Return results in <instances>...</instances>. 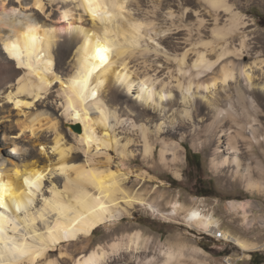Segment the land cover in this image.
<instances>
[{"label": "bare ground", "instance_id": "bare-ground-1", "mask_svg": "<svg viewBox=\"0 0 264 264\" xmlns=\"http://www.w3.org/2000/svg\"><path fill=\"white\" fill-rule=\"evenodd\" d=\"M55 1L61 4L60 18L70 21L65 26L43 21L36 13L23 12L21 15V10L16 12L15 6L10 11L6 6V10L0 6V67L4 65L8 70L6 78L3 76L5 79L0 81V92L19 77L20 69L24 71L16 83L17 90L7 92L6 99L13 100L22 110V107H28L29 101L44 98L54 81H59L65 110L72 116L70 124H81L76 137L87 144V151L93 144L96 147L113 146L118 147L122 157L132 158L141 154L145 161L153 162L160 143L162 162L175 165L183 160L181 148L184 146L182 142L170 141L168 136H175L178 134L175 131L180 130L182 138L189 133L195 138L194 144L211 148L214 171L218 173L223 167H233L234 176L240 175L238 177L244 180L249 191L264 194V161L256 151V146L264 151V101L259 100L260 97L264 99V58L246 61V39L237 42L233 38L235 33L245 32L248 23L227 0H217L215 7L212 6L213 0L207 1L214 11L222 8L234 15L228 21V27H215L212 38L207 40L202 37L203 32L198 31L201 32L199 41L174 53L173 60L170 56L165 60L156 59L161 49L146 38H155L172 30L175 25V10L167 2L164 5L161 0H149L153 3V9L149 11L154 14V9L161 8L162 21L164 25L168 23V26L158 28L156 18L150 16L149 11L142 15L131 13L129 3L133 0L32 2L44 12L46 4L47 9H51ZM84 14L89 15L90 24L83 20ZM168 16L170 20L166 22ZM205 17L200 18V27L207 21ZM62 32L66 33V37L58 49ZM98 45L111 49L104 63L96 57ZM150 49L154 53L156 51L152 57L147 53ZM141 56L148 69L131 70L128 59L139 61L143 58ZM57 60L69 62L70 68L63 75L57 70ZM11 61L18 66L13 67ZM170 62L174 66L169 65ZM5 63L10 64L7 66ZM165 74L166 78H161ZM133 89L137 96L131 99ZM93 91L96 93L94 97L91 96ZM76 113L80 114L79 119L75 118ZM117 125L122 128L118 133ZM19 128L22 131L29 129L35 135V142L42 147V152L46 153L50 147L56 155L49 157L45 164H40L32 153L27 152V146L15 138L7 140L12 145L4 150L13 158L12 154H19V159L11 158L9 167L0 163V186L12 220V224H5L6 231L0 239L26 249L28 256L13 260L11 252H0V264H32L40 259L39 264H62L58 257H54L56 247L61 249L65 242L74 243L77 239L88 237L106 222L119 221L127 211L120 205L121 197L127 199L126 203L130 206L147 203L145 197L132 196L122 186L123 176L130 174L131 170L121 173V168L114 167L110 162L107 165L93 163L97 159L77 162L76 155L70 154L72 147L64 141L57 117L47 111L27 115L19 121ZM42 129L53 131L51 146L45 137L38 135ZM128 131L134 134L135 139L129 135L120 136L121 132ZM203 131L206 134L200 136ZM242 141L248 143L250 158L260 166V187H257L259 181L254 178L252 162L243 155ZM135 145L141 148H131ZM57 172L64 176L62 187L61 184L59 186V177L52 178L57 176ZM176 173L181 175L179 170ZM140 174H137L138 177ZM47 178L48 186L45 185ZM25 179L29 183H25ZM44 187H49L50 191L47 195H44L45 191L42 193L44 197L40 205L35 204L37 193ZM13 202L20 205V212L12 210ZM248 204L249 201L230 202L233 208L241 207L244 211ZM151 207L154 208V204ZM178 207H175L177 212L180 210ZM25 210L31 222L24 219ZM156 210L159 211V208ZM187 215L196 228L217 231L219 220L212 212L206 214L192 207ZM229 232L223 231L222 235L243 250L255 248L254 244ZM64 236L69 239H63ZM73 236L75 238L71 239ZM147 239L141 231H137L128 236L125 247L127 250L140 249ZM110 246L111 251L101 245L79 254L73 258L72 264H101L107 261L111 264L118 255L121 241H115ZM197 251L194 248L195 254ZM160 254L164 256L160 263L155 262V256H152L143 264H185L182 260L186 254L184 248H161Z\"/></svg>", "mask_w": 264, "mask_h": 264}, {"label": "rangeland", "instance_id": "rangeland-1", "mask_svg": "<svg viewBox=\"0 0 264 264\" xmlns=\"http://www.w3.org/2000/svg\"><path fill=\"white\" fill-rule=\"evenodd\" d=\"M32 1L34 2V0H0V6L2 7L1 9L4 10H6V7L7 9L9 8L7 11L13 10V8L16 7V12L21 10V13H19L21 15L24 14L23 12H25V14L36 13L43 21L54 23L59 27L67 25V21L70 22L69 20L66 21V19L60 18V14L58 13L60 12L61 4H57L56 1L52 3L51 9H47L48 4H46L45 13L34 5ZM47 1L44 0V2ZM227 1L236 12L242 15L243 20L248 23L246 25L247 27H245V32H237V35L235 33V37L233 38L237 42L246 39V61L251 62L264 58V0ZM4 2L5 5H3ZM131 2V4L129 3V9L133 15H142L153 9L151 5L153 3L149 0H133ZM158 2L159 1L156 3ZM166 2L175 10V15L173 17L175 25L172 27V30L163 32L155 36V38L146 36L151 44L161 49L156 59L165 60L166 57L170 56L171 60H173L174 53L181 52L184 47L189 48L192 46L191 44H196L201 38V32H203L202 37L205 38V40L211 39L212 30L218 26L228 27L230 19L234 16L232 13H228L222 8L214 11L207 0H161V4L163 3L166 5ZM29 5L31 7H29ZM130 5H133V7ZM154 10L156 12L153 14L149 11V15L156 18L155 22L158 24V28L168 26L166 25L168 23L164 25L162 21L163 14L161 8L158 7L157 10ZM215 12H218V14ZM213 13L215 14L213 15ZM215 15H217V17ZM201 17H205L207 20L203 27H200ZM89 18L88 14L83 15V20L90 24L91 19ZM168 18L166 22L170 20L169 16ZM159 19L162 21L161 24ZM198 31L201 32L199 33ZM154 33L155 32L152 34ZM62 34L63 36H61V38L63 37V40H61V38L59 39L58 49L64 44L66 37V33L62 32ZM163 38H166L165 41ZM147 53L149 57H152L156 51L154 53V50L150 49ZM143 59L144 57L139 61H135L134 58H131V60L128 59V67L131 70L148 69V64L143 63ZM58 60L56 61L57 70L59 69L58 71L63 75L69 70L70 65L69 62H65V60L62 62ZM10 63L13 67L18 66L12 61ZM10 63L5 64L9 66ZM169 65L174 66V63L172 64L170 62ZM159 66L161 69L163 68L161 63ZM4 69H6L4 65L0 67V81L4 80L7 76L8 70ZM54 70L56 71V69ZM20 71L21 74L19 77L24 74L23 69H20ZM159 72L160 71H158V73ZM3 76L5 78H3ZM166 76L165 74L161 78H166ZM19 77L12 83H9L5 89L2 90V93L0 92V163L5 167H9L11 165V158L15 160L19 159L17 156L19 154H12L15 157L13 158L4 150L5 147L12 145L11 143H7V140L10 138H15L20 141L21 144L27 146L29 148L27 152L32 153V156L38 159L40 164H45L49 157H55L56 153H54L53 149L50 147H48L49 149L46 153L42 152V147L36 144V137L31 134L29 129L22 131L19 128V121L23 120L27 115L44 110L50 115L57 117L59 128L64 136V141L68 146L72 147L70 154L73 156L76 155L77 162H84L89 158L91 161L97 159L95 160L96 162L93 161V163L107 165L110 162L114 167L117 166L121 168V173H125L126 170H131L132 172L130 174H125L123 176L125 179L122 180L123 182L121 181L122 186L132 196H143L147 200L146 204L135 203L130 206L126 203L127 199L121 197L119 199L120 205L125 207L127 211H125L126 213L122 215L119 221L113 223L106 222L94 229L90 236L77 239L74 243L65 242L66 245L61 249L56 247L54 250V257H58L62 264H72L74 257L86 253L91 249L98 248L101 245L111 251L110 245L115 241H121V247L115 261L110 262L111 264H143V262L152 256H155V262L160 263L164 259V256L160 254V249L167 250L171 246L177 249H185L186 254L182 259L185 264H264V194L249 191L245 186L244 180L238 177L240 175L234 176L236 173H234L233 167H223L218 173L214 171L211 166V148L209 146L205 147L202 144H194L195 138L189 133L182 138L181 131L177 129L178 131H175V133H178L177 135L173 136V134H171L168 136L170 141L182 142L184 146L181 148L183 160L175 165H166L162 162L160 159V143L158 145L159 147L156 149L155 161L153 160V162L145 161L141 154H137L135 156L136 158L122 157L118 147L116 149L115 147L113 148V146L106 147L104 145H99L96 147L97 145L93 144L94 146L90 145V151L92 150L91 153L87 151V144H84L76 137L78 132L74 131L73 125L78 123L73 125L70 124L72 116L65 110V99L59 90L60 82L54 81L52 88L48 90L44 98L35 102L29 101L30 104L28 107L24 106L21 110L15 105L13 100L5 98L7 92L10 90H17L18 86L16 83ZM134 90L135 89L132 90L131 99L137 96ZM260 98V101H264L262 97ZM94 111H96V109L92 112ZM66 126L67 132L65 131ZM116 128L117 133L122 129L119 125H117ZM201 134L200 136H203V134H206V131H203ZM38 135H42L49 142L54 137L53 131L46 129H42ZM69 135H71V139H69ZM124 135L132 136L133 139H135L134 134L129 133V131L127 133H120L121 137ZM51 145L52 142L49 143V146ZM240 145L242 152H244L243 155H246V159L252 162L255 175L254 178L259 181L257 187L262 186L261 178L258 175L260 166H257L255 160L250 158L251 151L248 148V143L242 141ZM135 147L141 148L140 145L131 146V148ZM256 149L258 156L264 161V151L258 146H256ZM27 152H22V154L28 155ZM108 158L110 161H108ZM176 170H179L181 173L180 176L177 175ZM138 173H141V176L138 177ZM55 175L57 176H52V178L56 179L59 177V186L61 184L62 187L64 176H62L60 172H57ZM45 181V185L48 186L49 178ZM47 188L49 189V187H44L43 190L37 193L36 196L38 199L36 198L35 204L40 205L42 197L47 195L48 191H50ZM42 193L44 195H42ZM120 195L123 196L122 194ZM231 200L249 201L246 211L241 207L233 208L230 205ZM151 204H154L155 209L151 207ZM178 205L180 210L177 212L175 211V207ZM192 207H197L206 214H211L212 212L219 220L217 231L211 232L193 226L192 219L187 215L188 210ZM157 208H159V211L156 210ZM137 231H141L144 237L148 239L143 242L142 248L127 250L125 245L128 242V236L135 234ZM219 231L222 233L223 231H230L229 233L231 235L249 241L255 245V248L243 250L237 243H234V241L226 238L224 235H222V237H217L216 234ZM194 248L198 249L196 254ZM39 261H41V259ZM39 261L32 264H39ZM101 264H109V261Z\"/></svg>", "mask_w": 264, "mask_h": 264}, {"label": "snow or ice", "instance_id": "snow-or-ice-1", "mask_svg": "<svg viewBox=\"0 0 264 264\" xmlns=\"http://www.w3.org/2000/svg\"><path fill=\"white\" fill-rule=\"evenodd\" d=\"M89 2H91V0H89ZM212 6L213 7L217 6V0H213ZM37 7H39V5H37ZM94 15H95V13H94ZM13 47H15V45H13ZM110 51H111V49L106 48V47H101L98 45L96 48L97 59L100 60L102 63L106 62L108 53ZM88 75L90 76L91 72H89ZM86 84H87V80L85 79V86H86ZM95 95H96V93L94 91L91 92V96L94 97ZM79 116H80V114L76 113L75 118L79 119ZM65 131L67 132V126L65 127ZM74 131L79 132L80 131L79 127L77 126L74 129ZM105 135H107V133H105ZM69 139H71V135H69ZM39 178L40 177H37V179H39ZM25 183H29L27 179H25ZM2 193H3V188H2V186H0V236H2L3 233L6 231L5 224L6 223L9 225L12 224V220L9 218L10 209H9V206L5 203V199H4V196ZM29 203H31V202L29 201ZM101 207H103V205H101ZM12 210H14L15 212H20L21 211L20 205L13 202V209ZM24 219L26 221L31 222L30 218L27 215L26 210L24 213ZM17 231H19V229H17ZM62 238L63 239H69L68 236H64ZM74 238H75L74 236L71 237V239H74ZM54 239L55 238H53V240ZM4 251L11 252L13 260L24 259V258H27V256H28L26 249L20 248L19 246L14 244L12 241H8L7 243H5L2 239H0V252H4Z\"/></svg>", "mask_w": 264, "mask_h": 264}, {"label": "water", "instance_id": "water-1", "mask_svg": "<svg viewBox=\"0 0 264 264\" xmlns=\"http://www.w3.org/2000/svg\"><path fill=\"white\" fill-rule=\"evenodd\" d=\"M79 127V129L81 130V125L78 123V124H76V125H73V128L75 129L76 127ZM80 132V131H79Z\"/></svg>", "mask_w": 264, "mask_h": 264}, {"label": "built area", "instance_id": "built-area-1", "mask_svg": "<svg viewBox=\"0 0 264 264\" xmlns=\"http://www.w3.org/2000/svg\"><path fill=\"white\" fill-rule=\"evenodd\" d=\"M216 236L217 237H222V232L221 231L217 232Z\"/></svg>", "mask_w": 264, "mask_h": 264}, {"label": "trees", "instance_id": "trees-1", "mask_svg": "<svg viewBox=\"0 0 264 264\" xmlns=\"http://www.w3.org/2000/svg\"><path fill=\"white\" fill-rule=\"evenodd\" d=\"M254 260V259H253Z\"/></svg>", "mask_w": 264, "mask_h": 264}]
</instances>
